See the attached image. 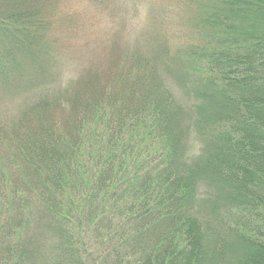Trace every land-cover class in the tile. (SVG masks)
<instances>
[{
	"label": "trees",
	"instance_id": "16d2710c",
	"mask_svg": "<svg viewBox=\"0 0 264 264\" xmlns=\"http://www.w3.org/2000/svg\"><path fill=\"white\" fill-rule=\"evenodd\" d=\"M194 2L55 88V0H0V264H264V0Z\"/></svg>",
	"mask_w": 264,
	"mask_h": 264
},
{
	"label": "rangeland",
	"instance_id": "374dc122",
	"mask_svg": "<svg viewBox=\"0 0 264 264\" xmlns=\"http://www.w3.org/2000/svg\"><path fill=\"white\" fill-rule=\"evenodd\" d=\"M194 1L55 0L58 10L53 34L59 53L51 69V86L76 81L97 68L100 73L148 47L158 50L163 39L175 44L190 41L200 33L194 25ZM180 83L171 86L183 93ZM19 93L7 101L0 98L1 119L17 112L24 99Z\"/></svg>",
	"mask_w": 264,
	"mask_h": 264
}]
</instances>
